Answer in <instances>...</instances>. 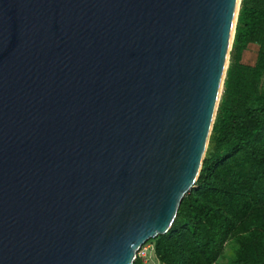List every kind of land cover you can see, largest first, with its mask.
<instances>
[{"label":"water","instance_id":"obj_1","mask_svg":"<svg viewBox=\"0 0 264 264\" xmlns=\"http://www.w3.org/2000/svg\"><path fill=\"white\" fill-rule=\"evenodd\" d=\"M236 5L0 0V264H134L169 232Z\"/></svg>","mask_w":264,"mask_h":264},{"label":"trees","instance_id":"obj_2","mask_svg":"<svg viewBox=\"0 0 264 264\" xmlns=\"http://www.w3.org/2000/svg\"><path fill=\"white\" fill-rule=\"evenodd\" d=\"M252 41L259 62L229 66L198 179L152 241L159 264H216L230 241L231 264H264V0H243L239 11L233 47L239 54Z\"/></svg>","mask_w":264,"mask_h":264},{"label":"rangeland","instance_id":"obj_3","mask_svg":"<svg viewBox=\"0 0 264 264\" xmlns=\"http://www.w3.org/2000/svg\"><path fill=\"white\" fill-rule=\"evenodd\" d=\"M242 1L243 0L240 1L239 11H240L241 6H242ZM238 17H239V13H238ZM237 22H238V20H237ZM236 27H237V24H236ZM236 27H235V31H236ZM260 53H261V44H260V42H253V41L250 42L244 48V50L242 52H240L239 54L237 53V50L234 49L233 43H232V46H231V48L229 50V54H228L227 70H228L230 65H235V63L237 65H242V66H245V67H248V68H254L255 66H257V64L259 62ZM236 71L238 73V70H236ZM226 74H227V71H226ZM226 76H225L224 82L227 79ZM223 92H224V84H223L222 93H221V96H220V99H219V102H218V105H217L218 108H219V105H220V102H221V99H222L221 97L223 96L222 95ZM218 108H217V111H215V113H216L215 120H216V117H217V114H218ZM215 120H214V123H215ZM214 123H213V125H214ZM211 135H212V132H211ZM211 135H209L210 138H209V140L207 142L206 150H205V153H204L205 156L203 158L206 157V153H207V149H208L209 142H210V139H211ZM152 241L153 240L148 241L141 248V250H140V252H139V254L137 256V259H139L142 264H159L158 260L155 257L154 251H153V243H152ZM235 249H236L235 242L230 241L227 244L226 248H225L224 256L226 258L233 257L235 255Z\"/></svg>","mask_w":264,"mask_h":264},{"label":"bare ground","instance_id":"obj_4","mask_svg":"<svg viewBox=\"0 0 264 264\" xmlns=\"http://www.w3.org/2000/svg\"><path fill=\"white\" fill-rule=\"evenodd\" d=\"M240 1H241V0H237L236 11H235V17H234V22H233V28H232L231 38H230V43H229L228 54H229V50H230V48H231V46H232V43H233V38H234V32H235V27H236V22H237V16H238V10H239ZM228 54H227V58H226V62H225V67H224V71H223V76H222V80H221V85H220L219 93H218V96H217V101H216L215 111H216V109H217V105H218V102H219V99H220V96H221V93H222V89H223L224 79H225V76H226L227 65H228ZM214 113H215V112H214ZM209 134H210V133H209ZM208 139H209V138H208ZM207 142H208V140H207ZM207 142H206L205 147H204V150H203L202 159H203V157H204V153H205V150H206ZM199 170H200V165H199V168H198L197 173L199 172ZM196 176H197V175H196ZM196 176H195V178H196Z\"/></svg>","mask_w":264,"mask_h":264},{"label":"crops","instance_id":"obj_5","mask_svg":"<svg viewBox=\"0 0 264 264\" xmlns=\"http://www.w3.org/2000/svg\"><path fill=\"white\" fill-rule=\"evenodd\" d=\"M226 246H225V248H226ZM236 249H237V246H236ZM236 249H235V252H236ZM224 251H225V249H224ZM224 251H223V254L221 255V257L217 260L216 264H231V262L234 260L235 255L233 257H231V258L230 257L226 258L224 256Z\"/></svg>","mask_w":264,"mask_h":264}]
</instances>
